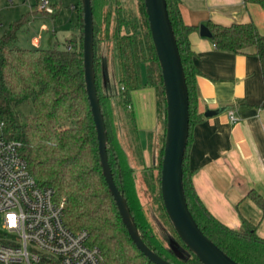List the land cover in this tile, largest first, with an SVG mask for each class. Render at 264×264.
<instances>
[{
	"label": "trees",
	"instance_id": "1",
	"mask_svg": "<svg viewBox=\"0 0 264 264\" xmlns=\"http://www.w3.org/2000/svg\"><path fill=\"white\" fill-rule=\"evenodd\" d=\"M168 18L175 36L188 93L189 136L183 160V189L187 207L202 233L224 254L238 264H264V240L255 227L243 220L241 230L230 229L217 221L205 208L192 183L187 164L190 131L200 123L197 113L196 78L199 71L193 59L189 36L197 30L183 22L179 0H165ZM142 17L126 24V33L117 29L112 40L118 66V84L123 88L122 102L126 109L129 94L140 87V67L145 66V85L153 88L159 123L165 132V95L161 72L148 31L143 0ZM95 1L91 0L94 33V72L99 106L107 133V159L115 186L126 200L142 241L158 256L172 264H201L180 242L168 220L160 196V167L163 146L158 151L156 169L160 211L172 237L167 246L155 241L140 218V208L132 203L130 169L123 155L112 142L106 112L109 96L103 92L104 64L98 54L100 27L96 21ZM79 36H72L59 49H22L17 46L12 26L0 39V136L20 144V156L40 188H51L54 199L64 201L63 222L72 232L85 230L89 243L101 251L102 264H152L134 246L122 224L116 205L102 175L96 131L87 99L83 68V14L77 9ZM108 19V16H107ZM121 26L119 22V27ZM210 40L223 52L242 54L253 49L257 56L264 86V36L254 24H233L228 27L208 23ZM32 104L34 115L25 118L16 113L24 103ZM264 110V100L259 106ZM164 143V135L162 144ZM247 197L264 210L263 198L254 191Z\"/></svg>",
	"mask_w": 264,
	"mask_h": 264
},
{
	"label": "crops",
	"instance_id": "2",
	"mask_svg": "<svg viewBox=\"0 0 264 264\" xmlns=\"http://www.w3.org/2000/svg\"><path fill=\"white\" fill-rule=\"evenodd\" d=\"M183 22L197 30L189 42L196 78L197 113L200 123L190 131L187 164L202 204L221 224L241 230L243 220L264 240V210L248 197L254 191L264 200V100L261 67L253 49L242 54L217 50L210 38L200 36L208 23L228 27L252 23L264 36V0H179ZM109 65L104 64L102 89L122 102L114 43ZM110 72V74H109ZM112 77V78H111ZM140 87L129 94L126 110L143 164L156 165L160 123L153 88L145 85V66L140 67ZM121 104V103H120ZM224 109L205 116L207 111ZM232 113L236 122L228 116Z\"/></svg>",
	"mask_w": 264,
	"mask_h": 264
},
{
	"label": "water",
	"instance_id": "3",
	"mask_svg": "<svg viewBox=\"0 0 264 264\" xmlns=\"http://www.w3.org/2000/svg\"><path fill=\"white\" fill-rule=\"evenodd\" d=\"M80 5L83 14L84 81L96 131L102 175L135 248L152 264H172L158 256L142 241L126 200L114 184L106 153L107 133L95 85L91 0H80ZM143 6L165 95V132L160 167V196L164 212L180 242L201 264H238L202 233L187 207L182 169L189 136L188 93L184 73L165 0H143ZM199 33L205 38L211 36L205 26L199 28ZM223 111L224 109L207 111L205 116H214Z\"/></svg>",
	"mask_w": 264,
	"mask_h": 264
},
{
	"label": "rangeland",
	"instance_id": "4",
	"mask_svg": "<svg viewBox=\"0 0 264 264\" xmlns=\"http://www.w3.org/2000/svg\"><path fill=\"white\" fill-rule=\"evenodd\" d=\"M44 1H48L54 8V15L48 16L39 11L38 7ZM94 1L96 21L100 27L99 36L103 39L105 35L108 36V39L99 43L98 54L109 65L110 52L114 43L112 37L117 29L120 36L125 35V25L133 24L134 21L141 19L140 0ZM79 7L80 0H0V39L12 26L16 25L18 47L46 50L56 46L62 49L69 38L80 35L77 18ZM34 40L37 41V45L34 44ZM112 97L109 95L106 119L112 142L120 149L126 169L131 170V184H127L133 196L131 201L140 208L139 216L147 227V231L155 241L167 246L165 241L172 237V233L160 211L156 165L143 164L140 157L142 150L135 142L129 112L123 107V102L120 104L111 99ZM16 113L22 118L33 116L32 104L30 102L22 104L16 109ZM163 135L164 129L161 122L159 149L163 146Z\"/></svg>",
	"mask_w": 264,
	"mask_h": 264
},
{
	"label": "built area",
	"instance_id": "5",
	"mask_svg": "<svg viewBox=\"0 0 264 264\" xmlns=\"http://www.w3.org/2000/svg\"><path fill=\"white\" fill-rule=\"evenodd\" d=\"M38 9L55 13L48 1ZM228 118L237 121L232 113ZM19 150L17 141L0 136V264H102L88 232L64 225V201L37 186Z\"/></svg>",
	"mask_w": 264,
	"mask_h": 264
}]
</instances>
